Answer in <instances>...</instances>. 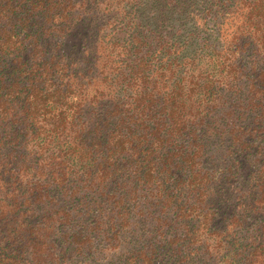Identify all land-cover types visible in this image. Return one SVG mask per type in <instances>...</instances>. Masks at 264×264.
Masks as SVG:
<instances>
[{
	"label": "trees",
	"instance_id": "obj_1",
	"mask_svg": "<svg viewBox=\"0 0 264 264\" xmlns=\"http://www.w3.org/2000/svg\"><path fill=\"white\" fill-rule=\"evenodd\" d=\"M0 264H264V0H0Z\"/></svg>",
	"mask_w": 264,
	"mask_h": 264
},
{
	"label": "rangeland",
	"instance_id": "obj_2",
	"mask_svg": "<svg viewBox=\"0 0 264 264\" xmlns=\"http://www.w3.org/2000/svg\"><path fill=\"white\" fill-rule=\"evenodd\" d=\"M242 159H245L244 155L242 156ZM249 160L251 162V164L249 166H248V157L245 160H243V161H245V166L243 165V178L244 179H247L246 176L249 174V172H247L248 167L259 168L262 158L255 154V155H251L249 157ZM244 169H246L245 172H244ZM232 206H233V204H232V201H231V206L227 205V206L223 207L221 209V211H219L220 215L223 214L226 210L229 212L231 210ZM259 218H260V220L258 221V223H256L255 217H253L249 222L251 224H253V226L256 225V224L261 225L260 222H262V217L259 216Z\"/></svg>",
	"mask_w": 264,
	"mask_h": 264
}]
</instances>
